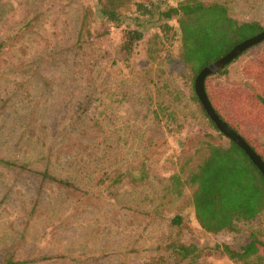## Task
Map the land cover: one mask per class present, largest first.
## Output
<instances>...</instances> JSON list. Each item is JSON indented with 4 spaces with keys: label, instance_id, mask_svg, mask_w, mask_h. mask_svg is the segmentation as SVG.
Returning <instances> with one entry per match:
<instances>
[{
    "label": "rangeland",
    "instance_id": "1",
    "mask_svg": "<svg viewBox=\"0 0 264 264\" xmlns=\"http://www.w3.org/2000/svg\"><path fill=\"white\" fill-rule=\"evenodd\" d=\"M203 2L224 3L238 23L264 28V0ZM96 7L97 0H0V159L26 166L0 164V264H153L171 240L201 249L193 264H236L214 245L237 250L248 231L264 241V212L237 234H209L194 219L191 189L181 196L166 190L170 175H187L205 142L219 137L194 92L196 78L179 59L176 21L167 43L142 18L144 37L128 57L120 29L95 17ZM85 10L109 33L78 42ZM263 59L261 42L208 76L207 93L249 95L245 66ZM160 103L177 109L174 121L153 119ZM245 126L264 148L259 130ZM142 169L146 177L138 180ZM44 170L73 188L42 181L36 172ZM106 174L122 177L110 186ZM174 215L183 218L181 232Z\"/></svg>",
    "mask_w": 264,
    "mask_h": 264
},
{
    "label": "trees",
    "instance_id": "2",
    "mask_svg": "<svg viewBox=\"0 0 264 264\" xmlns=\"http://www.w3.org/2000/svg\"><path fill=\"white\" fill-rule=\"evenodd\" d=\"M90 16L89 10H85L78 42L84 37H101L109 33L99 31L98 25L91 23ZM95 17L110 27L120 29V52L128 57L144 37L142 18L153 20L167 43L175 38L174 29L169 24L175 20L180 33L179 59L189 68L193 80L204 67L264 30L257 22L238 23L232 19L224 3L213 2L207 5L203 0H184L177 7H169L167 0H97ZM131 24L133 28H130ZM92 25L95 26L94 29ZM3 46L4 44H0V49ZM245 67L244 74L252 80L249 95L233 90H217L210 96L205 84L204 89L219 119L238 134L264 163V148L258 147L259 142L245 126L251 124L264 136V59L261 63H249ZM224 100L231 103L230 112L223 107ZM169 108L160 103L150 112L153 119L161 116L174 121L177 109L171 107L169 111ZM220 108L223 109L222 112ZM201 109L219 134L218 140L215 143L205 142L206 153L187 175L172 173L166 190L181 196L184 188L191 189L194 219L203 232L214 235L237 234L239 225L252 222L264 212V178L240 147L227 138V143L221 142L224 135L218 131L202 107ZM0 164L8 168L26 169L25 165L18 166L2 159ZM140 173L138 180L146 177L144 169ZM36 174L42 181L48 180L62 187L73 188V185L55 178L47 170ZM105 177L112 186L119 182L122 174H117L112 179L108 174ZM171 224L181 232L184 225L181 215H174ZM245 238L246 243L237 250L228 245H214L213 250L227 255L236 264H264V254L261 252L264 241L258 239L252 231L246 232ZM163 251L167 255L152 258L153 264H168L166 261L169 258L175 263L193 264L202 254L199 247L180 240L167 242ZM6 261V264H12L10 259Z\"/></svg>",
    "mask_w": 264,
    "mask_h": 264
},
{
    "label": "water",
    "instance_id": "3",
    "mask_svg": "<svg viewBox=\"0 0 264 264\" xmlns=\"http://www.w3.org/2000/svg\"><path fill=\"white\" fill-rule=\"evenodd\" d=\"M264 41V30L258 35L251 37L238 45H236L229 53L222 58L210 63L204 67L196 76L194 82V92L208 118L214 123L218 131L223 134L227 139L234 142L240 147L245 154L249 157L251 162L257 167L264 178V163L260 157L245 143V141L234 131H232L222 120L219 119L218 115L213 110L210 102L205 93L204 82L205 79L222 70L226 65L231 63L234 59L240 56L247 49L260 44Z\"/></svg>",
    "mask_w": 264,
    "mask_h": 264
}]
</instances>
